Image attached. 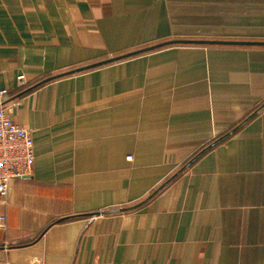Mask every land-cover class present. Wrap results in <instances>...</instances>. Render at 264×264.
I'll list each match as a JSON object with an SVG mask.
<instances>
[{
    "label": "crops",
    "instance_id": "0c3cea01",
    "mask_svg": "<svg viewBox=\"0 0 264 264\" xmlns=\"http://www.w3.org/2000/svg\"><path fill=\"white\" fill-rule=\"evenodd\" d=\"M176 40L264 42V0H0V90L35 154L0 197V264H264V108L206 150L264 106V47L66 75Z\"/></svg>",
    "mask_w": 264,
    "mask_h": 264
},
{
    "label": "built area",
    "instance_id": "2783aa9c",
    "mask_svg": "<svg viewBox=\"0 0 264 264\" xmlns=\"http://www.w3.org/2000/svg\"><path fill=\"white\" fill-rule=\"evenodd\" d=\"M19 81L24 76L18 77ZM9 91L0 90V197L6 199L10 183L32 176L35 154L30 131L15 123L8 115L5 101ZM6 218H0V227L5 229Z\"/></svg>",
    "mask_w": 264,
    "mask_h": 264
},
{
    "label": "water",
    "instance_id": "95a60500",
    "mask_svg": "<svg viewBox=\"0 0 264 264\" xmlns=\"http://www.w3.org/2000/svg\"><path fill=\"white\" fill-rule=\"evenodd\" d=\"M173 45H212V46H245V47H264V42H238V41H195V40H191V41H187V40H176V41H170V42H165V43H162L160 45H156V46H152V47H149V48H145V49H142V50H139V51H136V52H132V53H129V54H125V55H122V56H117V57H114V58H111L109 60H106L104 62H100V63H97V64H93L91 66H87V67H84V68H81V69H78V70H75L73 72H70L66 75H72V74H76V73H81V72H84V71H87V70H91V69H94V68H98V67H101V66H105V65H108V64H112V63H115V62H119V61H122L124 59H128V58H131V57H134V56H137V55H140V54H144V53H148V52H152V51H155V50H158L160 48H163V47H166V46H173ZM264 108V106L262 108H260L259 110H257L254 114H252L249 118H247V120H245L240 126H238L235 130H233L231 133L229 134H226L225 136H223L222 138H220L219 140H217L216 142H214L211 146H209L208 148H206V150L214 147L216 144L220 143L222 140L226 139L230 134L234 133L236 130H238L242 125L246 124L252 117H254L258 112H260L262 109ZM206 150H203L198 156H196L194 158L197 159L199 156H201L204 151ZM139 205H136V206H133L131 208H128L127 210H135L137 209ZM124 211V210H123Z\"/></svg>",
    "mask_w": 264,
    "mask_h": 264
}]
</instances>
